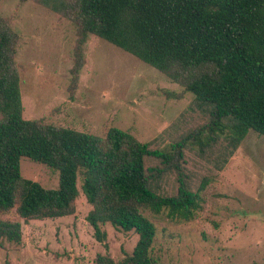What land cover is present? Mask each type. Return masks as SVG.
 Returning a JSON list of instances; mask_svg holds the SVG:
<instances>
[{
	"label": "trees",
	"instance_id": "obj_1",
	"mask_svg": "<svg viewBox=\"0 0 264 264\" xmlns=\"http://www.w3.org/2000/svg\"><path fill=\"white\" fill-rule=\"evenodd\" d=\"M40 2L77 26L72 84L94 34L156 67L200 103L211 104L213 119L167 149H152L119 127L101 137L26 119L16 65L19 34L0 15V214L14 210L25 222L73 215L81 178L96 238L106 241L103 226L108 223L139 236L132 253L119 262L99 255L96 263L159 264L153 255L158 228L145 210L190 221L202 208L208 185L205 180L196 191L188 187L182 170L185 146L208 145L226 130L234 148L251 130L264 136V0ZM148 156L164 165L152 176ZM22 157L59 170V186L47 188L23 177ZM172 170L180 176L178 192L153 189L152 179ZM22 234L21 221L0 218V246L21 243Z\"/></svg>",
	"mask_w": 264,
	"mask_h": 264
},
{
	"label": "rangeland",
	"instance_id": "obj_2",
	"mask_svg": "<svg viewBox=\"0 0 264 264\" xmlns=\"http://www.w3.org/2000/svg\"><path fill=\"white\" fill-rule=\"evenodd\" d=\"M0 15L19 34L16 65L26 119L101 137L119 127L152 149H167L213 119L211 104L200 103L156 67L94 34L72 84L77 26L40 0H1ZM163 166L156 156L146 158L150 176ZM182 170L191 190L205 180L208 185L202 208L190 221L145 210L158 228L153 255L159 264H264V136L251 130L234 148L226 130L208 145L189 143ZM21 172L47 188L59 186V170L29 157L21 158ZM179 177L176 170L163 172L151 177L152 187L176 194ZM78 184L73 215L25 222L14 210L0 214L21 221L23 232L21 243L0 246V264H97L99 255L119 262L132 253L139 238L134 231L108 223L106 241L96 238L81 178Z\"/></svg>",
	"mask_w": 264,
	"mask_h": 264
}]
</instances>
